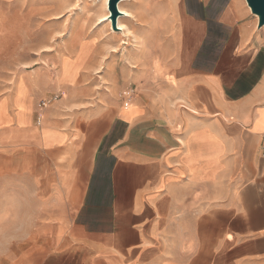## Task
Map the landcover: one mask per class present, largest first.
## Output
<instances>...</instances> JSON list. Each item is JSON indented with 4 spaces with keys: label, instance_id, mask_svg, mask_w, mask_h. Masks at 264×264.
<instances>
[{
    "label": "crops",
    "instance_id": "obj_1",
    "mask_svg": "<svg viewBox=\"0 0 264 264\" xmlns=\"http://www.w3.org/2000/svg\"><path fill=\"white\" fill-rule=\"evenodd\" d=\"M176 19L169 59L135 56L129 110L61 99L36 126L9 102L8 143L47 164L8 264H264V26L245 0Z\"/></svg>",
    "mask_w": 264,
    "mask_h": 264
},
{
    "label": "rangeland",
    "instance_id": "obj_2",
    "mask_svg": "<svg viewBox=\"0 0 264 264\" xmlns=\"http://www.w3.org/2000/svg\"><path fill=\"white\" fill-rule=\"evenodd\" d=\"M119 4L127 11L118 18L123 33L111 31L110 21L103 20L104 0H0V264L15 257L8 252L14 241L22 246L19 257L24 241L31 240L33 207L25 186L39 176L29 172L47 164L8 143L3 124L10 121L11 103L21 121L32 97L36 126L40 113L61 99L80 110L107 103L129 110L135 56L169 59L175 52L177 0ZM130 90L134 94L128 98ZM55 95L60 97L53 100ZM42 99L50 101L44 109L38 107Z\"/></svg>",
    "mask_w": 264,
    "mask_h": 264
},
{
    "label": "water",
    "instance_id": "obj_3",
    "mask_svg": "<svg viewBox=\"0 0 264 264\" xmlns=\"http://www.w3.org/2000/svg\"><path fill=\"white\" fill-rule=\"evenodd\" d=\"M123 0H107L108 17L111 30L114 32L123 33L117 26V21L123 13L118 9V4ZM250 13L257 19V28L264 26V0H245Z\"/></svg>",
    "mask_w": 264,
    "mask_h": 264
},
{
    "label": "built area",
    "instance_id": "obj_4",
    "mask_svg": "<svg viewBox=\"0 0 264 264\" xmlns=\"http://www.w3.org/2000/svg\"><path fill=\"white\" fill-rule=\"evenodd\" d=\"M130 92H131V93L126 92V95L129 94L128 98H129V97L131 98V96H133V94H134V91H133V90H130ZM61 94H62V93H61ZM59 97H60V95H55L52 99H53V100H57ZM49 102H50L49 100L47 101L46 99H42V100L39 101V103H38V107H39L40 109H44V108H46V107L48 106ZM36 122H37V124L40 122V117H38V119H37ZM262 154L264 155V145H263V147H262Z\"/></svg>",
    "mask_w": 264,
    "mask_h": 264
},
{
    "label": "bare ground",
    "instance_id": "obj_5",
    "mask_svg": "<svg viewBox=\"0 0 264 264\" xmlns=\"http://www.w3.org/2000/svg\"><path fill=\"white\" fill-rule=\"evenodd\" d=\"M104 2H105V8L107 9V0H104ZM120 5L121 4H118V9L121 11V13H123V15H125V13L127 12H125L124 10H122L121 9V7H120ZM105 17H108V13L105 15ZM105 17H104V19L103 20H107L108 21V19H105ZM120 19V18H119ZM109 25H110V22H109ZM117 26H118V28L119 29H121L122 31L124 30V27H123V25H122V23L118 20L117 21ZM125 26V25H124ZM111 28V27H110ZM126 30V29H125ZM112 31V30H111ZM124 42V41H123ZM64 59V58H63ZM64 61V60H63ZM72 67V66H71ZM70 69V68H69ZM74 70H76V69H74ZM67 71V70H66ZM71 71V70H70ZM73 72V71H72ZM65 74V73H64ZM71 74V73H70ZM75 79V78H74ZM75 83V82H74ZM20 99V98H19ZM25 99H26V97H25Z\"/></svg>",
    "mask_w": 264,
    "mask_h": 264
},
{
    "label": "snow or ice",
    "instance_id": "obj_6",
    "mask_svg": "<svg viewBox=\"0 0 264 264\" xmlns=\"http://www.w3.org/2000/svg\"><path fill=\"white\" fill-rule=\"evenodd\" d=\"M125 15H127V13H125ZM105 19H107V17H105ZM228 239L231 240L232 237L231 236H228Z\"/></svg>",
    "mask_w": 264,
    "mask_h": 264
}]
</instances>
